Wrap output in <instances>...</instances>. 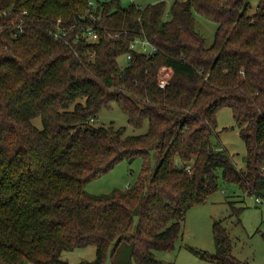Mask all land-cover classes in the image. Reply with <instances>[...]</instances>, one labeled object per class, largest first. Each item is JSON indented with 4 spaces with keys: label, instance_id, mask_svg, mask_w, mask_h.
Returning a JSON list of instances; mask_svg holds the SVG:
<instances>
[{
    "label": "trees",
    "instance_id": "trees-1",
    "mask_svg": "<svg viewBox=\"0 0 264 264\" xmlns=\"http://www.w3.org/2000/svg\"><path fill=\"white\" fill-rule=\"evenodd\" d=\"M195 11L218 22L210 45ZM138 37L156 50H131ZM162 66L172 69L165 87ZM113 102L148 130L93 125ZM222 106L245 141L244 168L212 141ZM138 155L135 184L85 189ZM221 182L264 196V0H0V264H70L62 252L88 244L96 257L78 264H105L111 246L122 264L123 242L137 264H161L155 250L174 248L188 209ZM213 229L216 249L202 256L250 264L221 221Z\"/></svg>",
    "mask_w": 264,
    "mask_h": 264
},
{
    "label": "rangeland",
    "instance_id": "rangeland-1",
    "mask_svg": "<svg viewBox=\"0 0 264 264\" xmlns=\"http://www.w3.org/2000/svg\"><path fill=\"white\" fill-rule=\"evenodd\" d=\"M94 3L98 0H92ZM123 6L131 3L145 6L160 0H119ZM170 6L173 0H166ZM253 9L257 0H252ZM196 28L205 36L206 44L210 45L218 27V22L195 11ZM120 65L127 63L126 54L118 57ZM171 75V74H170ZM172 76V75H171ZM74 107V106H71ZM38 126L43 125L42 117L33 119ZM95 126L114 123L116 127L125 126V134H139L148 130L146 119L141 127L129 123L127 113L117 102L110 107H103L94 119ZM212 141L219 147L226 148L232 155L238 167L246 165V144L236 123L230 106H222L217 112V127L212 135ZM154 162V160H152ZM145 159L138 155L132 159L124 158L112 168L86 183L85 189L95 195L108 194L115 189H125L135 184L140 177ZM256 194L244 193L236 184L221 182L204 201L192 205L183 221L182 231L175 240L174 248L169 251L155 250L161 264H218L201 252L213 253L216 249L213 225L221 221L229 230L233 242L234 253L250 264H264V196L258 202ZM236 203L237 208L232 204ZM242 207H239V206ZM108 252L105 264H112L111 251ZM97 247L94 244L77 246L62 252L61 257L70 264L92 261L96 257ZM122 264H137L131 260L130 245L123 242L119 246ZM27 264H39L29 261Z\"/></svg>",
    "mask_w": 264,
    "mask_h": 264
},
{
    "label": "built area",
    "instance_id": "built-area-1",
    "mask_svg": "<svg viewBox=\"0 0 264 264\" xmlns=\"http://www.w3.org/2000/svg\"><path fill=\"white\" fill-rule=\"evenodd\" d=\"M61 29H58L54 31V35L56 37H65L66 31H63L61 33ZM85 33L88 35L90 39H96L97 34L90 28L86 29ZM131 50H137V51H142L146 53H153L156 50V46L151 43L148 39L146 38H141L138 37L133 42L130 44ZM127 58L131 59L132 58V52L127 53ZM172 75V69L169 68L168 66H162L160 70V77H159V86L160 87H165L168 83L169 78ZM258 202L262 201L261 196L256 197Z\"/></svg>",
    "mask_w": 264,
    "mask_h": 264
}]
</instances>
